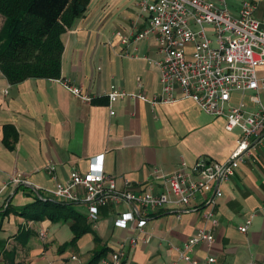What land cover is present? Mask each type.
Segmentation results:
<instances>
[{
	"label": "crops",
	"instance_id": "obj_1",
	"mask_svg": "<svg viewBox=\"0 0 264 264\" xmlns=\"http://www.w3.org/2000/svg\"><path fill=\"white\" fill-rule=\"evenodd\" d=\"M208 1L224 6L233 16L241 2L253 3L252 16L264 28V0ZM136 3L89 0L84 13L60 35L59 76L92 94L91 102L81 101L53 77H26L10 83L0 71V183L15 174L30 184L51 187L55 180L66 179L72 168L84 172L89 158L101 155L102 169L113 177L118 190L156 193L164 187L160 174L177 168L181 160L188 170L197 159L222 161L227 157L238 129H225L222 117L204 112L191 99L147 103L125 96L107 106L105 92L112 83L148 96L159 90L156 65L146 60L158 56L153 38L140 39L133 56L125 54L131 51L130 45L120 43L114 33L146 24L147 15ZM3 136L12 142L10 147L4 144ZM219 186L221 194L213 196V206L205 204L204 193H195L186 203H167L157 209L109 203L99 208L98 227L95 223L92 227L100 243L110 247L106 255L120 250L123 264H168L171 260L189 264L177 257V248L199 226L213 239L193 244L189 252L195 258L212 255V264H264V141L255 145ZM37 192L46 193L29 184H8L0 194V205L7 201L21 205L33 200ZM125 210L145 220L141 230L129 221L124 227L113 223ZM207 210L212 211L215 222L205 218ZM250 214L246 230L239 231L237 225ZM57 222L68 221H31L10 212L0 214V251L10 246L13 233L23 225L33 228V235L42 242H26L20 249L31 264H59V259L71 254L76 259L74 253L66 255V247L48 253L51 239L47 229L53 223L52 228L57 229ZM38 229L45 230L43 237L38 236ZM130 237L136 238L135 243H129ZM84 242L89 244L87 250L98 246L91 232L77 238L78 250ZM0 264H4L1 253Z\"/></svg>",
	"mask_w": 264,
	"mask_h": 264
},
{
	"label": "built area",
	"instance_id": "obj_2",
	"mask_svg": "<svg viewBox=\"0 0 264 264\" xmlns=\"http://www.w3.org/2000/svg\"><path fill=\"white\" fill-rule=\"evenodd\" d=\"M136 4L139 11L147 15L146 24L132 31L123 33L118 29L114 33L120 43L130 45L131 51L125 54L133 56L140 39L153 38L158 56L146 57V60L156 65L159 90L148 96L112 83L105 92L107 106L125 96L147 103L191 99L204 112L222 117L225 129H238L239 134L227 157L222 161L197 159L188 170H184L186 164L181 160L177 168L160 174L164 187L156 193L118 190L113 177L102 169L101 155H94L89 158L84 172L72 168L66 179L55 180L51 187L30 184L14 174L0 183V194L8 184H29L35 191L83 205L85 217L92 223L97 219L99 208L109 203L148 205L157 209L167 203H186L195 193H204L207 196L205 204L213 206V196L221 194L220 182L233 174L255 145L264 141V72H257L264 69V28L252 16L254 4L241 2L235 16L224 6L208 0H137ZM53 79L81 101L93 99L92 94L67 77ZM233 92L238 93L235 100ZM245 92L246 101L243 100ZM109 113H113L112 108ZM47 169L51 171L52 167L47 166ZM261 210L264 211V207ZM204 216L215 222L211 210ZM250 218L251 214L237 225V229L245 231ZM128 221L139 230L145 222L132 210L121 211L113 219V223L121 227ZM44 231L38 229V236L43 237ZM212 239L213 235L205 227H196L177 248V257L189 264H212V255L197 259L189 252L196 242ZM135 241V237H130V244ZM121 257V251L114 250L101 257L97 264H119ZM70 258L75 259V256L71 254ZM168 264L177 262L171 260Z\"/></svg>",
	"mask_w": 264,
	"mask_h": 264
},
{
	"label": "trees",
	"instance_id": "obj_3",
	"mask_svg": "<svg viewBox=\"0 0 264 264\" xmlns=\"http://www.w3.org/2000/svg\"><path fill=\"white\" fill-rule=\"evenodd\" d=\"M89 0H0V71L8 82L15 83L26 77H58L60 74L62 40L61 33L86 10ZM5 127V126H4ZM13 137V133H12ZM8 147L11 143L2 138ZM73 203L37 192L35 198L21 205L9 201L0 205V214L19 215L25 220L48 219L52 222L68 221L71 236L58 245V252L68 244L75 245L77 238L91 232L98 246L84 262L68 264H97L110 247L100 243L92 222ZM37 232V231H36ZM35 233L28 226L18 225L10 246L1 249L4 264H31L20 249ZM119 264H123V260Z\"/></svg>",
	"mask_w": 264,
	"mask_h": 264
},
{
	"label": "rangeland",
	"instance_id": "obj_4",
	"mask_svg": "<svg viewBox=\"0 0 264 264\" xmlns=\"http://www.w3.org/2000/svg\"><path fill=\"white\" fill-rule=\"evenodd\" d=\"M257 72L259 74L263 73L264 69L263 70L258 69ZM246 95H247V92H245L244 95H243V100H245V101L247 100L246 99ZM237 98H238V93L233 92L232 93V99L235 100ZM72 206L74 208L80 210L81 212L84 211V207L81 204H72ZM94 223H95V226L98 227V222L95 221V222H93V224ZM53 225H54V223L50 227H48V229H47L48 230L47 231V237H48V239L49 238L51 239V241H50L51 247H50V250L48 252L49 254L55 253L58 245L61 244L63 242V240H65L67 238L69 239L70 236H71V231H70V229L68 227V222H57V224H55L57 229L56 228L53 229L52 228ZM27 242L29 244H32V245L36 244V243H39V244L42 243L41 240L38 237H36L35 235L30 236L27 239ZM88 247H89L88 242H84L83 243V247L80 250H78L76 245L68 244L66 246V249H65L66 255H69L70 253H74L76 255L75 262L84 263L92 254L91 250H87ZM48 253H47V255H48ZM58 261L60 262L59 264H68L70 262H73V260H71L69 258V256L66 259H59Z\"/></svg>",
	"mask_w": 264,
	"mask_h": 264
}]
</instances>
